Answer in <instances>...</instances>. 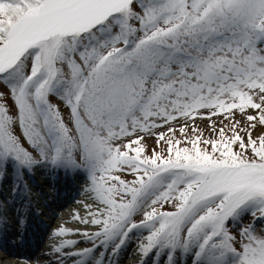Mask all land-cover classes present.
<instances>
[{
	"label": "snow or ice",
	"instance_id": "1",
	"mask_svg": "<svg viewBox=\"0 0 264 264\" xmlns=\"http://www.w3.org/2000/svg\"><path fill=\"white\" fill-rule=\"evenodd\" d=\"M260 45L264 0H0V85L39 157L14 134L16 119L0 91V176L9 168L19 177L49 167L83 170L90 179L93 203L73 219L97 230L61 226L54 235L78 234L92 246L64 252L79 243L66 239L55 253L79 257L76 264H104L109 248L115 256L137 236L143 257L166 251L168 264H179L177 252L191 264H264V237L254 229L264 220ZM53 96L69 109L74 131ZM198 115H223L232 135L221 127L217 139L189 138L185 124L180 140L168 127L156 134L166 152L151 155L136 135ZM257 125L262 131L253 138ZM165 203L175 210H162ZM246 214L254 219L241 228L238 250L228 224Z\"/></svg>",
	"mask_w": 264,
	"mask_h": 264
},
{
	"label": "rangeland",
	"instance_id": "2",
	"mask_svg": "<svg viewBox=\"0 0 264 264\" xmlns=\"http://www.w3.org/2000/svg\"><path fill=\"white\" fill-rule=\"evenodd\" d=\"M132 7L134 8L135 5H132ZM134 24H136V22H134ZM136 26H138V24H136ZM262 46H264V45H262ZM65 71H67V69H65ZM53 103L57 104L59 106L61 114H62V116L64 118L65 123L68 125V127L70 129H73V131H74V124L70 120L69 109L66 107V105H64V103H58V102L55 103V101ZM10 104H11V100L9 99L8 100V106ZM208 111H209L208 109H201L200 110V112L202 114H206V113H208ZM247 111H248L249 114H255V110L248 109ZM235 118L237 120L241 121V125L242 126L245 124L244 119L241 117V115L239 114L238 111H236V117ZM157 122L158 123H162L160 121H157ZM213 122H215V131L213 130V127H212ZM185 124H187V126H188L186 135L189 138H193L195 135L200 134V135H202L203 139H217L218 138V134H219V129L221 127L225 128V133H226L227 136H231L232 135V132L230 130V128H231L230 121L225 119L223 115L213 116L211 118V120L205 119V118H201V116H199V115L194 120L193 119H185L184 117H180L177 120L172 121L170 124L164 125V126L159 127V128L152 129L151 132H148V133L139 132L138 131L136 133V135L144 137L143 143L145 144V146H146V148L148 150L147 151L148 155H151L152 149H156V151H158V152H166V148H167L166 144L161 142V144L159 146H157L156 134L161 133V132L166 133L168 127H173V128H175L177 130L176 131V138L180 139V140H183L184 136L179 132V128H180V126L185 125ZM14 126H15V124H14ZM193 128L198 129V132L194 133L193 132ZM15 131L17 133V136L20 138V141L23 144V146L24 147H29L30 145L28 144V142H26V140H27L26 137H24L21 134V130L19 128L17 130L16 126H15ZM261 131H262L261 127L259 125H257L256 129L252 132L253 138H256L261 133ZM240 134L242 136H245V141H247L246 133L241 132ZM131 138H134V137L124 138V139L126 141L127 139H131ZM116 143H120V141H116ZM180 146L181 147H185V146L191 147L190 144H184V143H182ZM200 147H202V148L207 147L209 151L211 150V146L210 145L201 144ZM234 148H235V150H239V146L238 145H235ZM247 154L249 156H251L250 148L248 149ZM114 175H119L122 179H124L126 181H132L134 179L133 175L126 174L125 172H116V173H114ZM163 209H165V211H174L175 210L174 203H165L163 205ZM141 218H142V212L135 217V219H137V220H139ZM247 224H248V221H246L245 224L242 227L239 226L236 229L234 228V230H233V234L232 235L234 237H236V240H235L234 244H235V247H237L238 250L240 249V246H241L240 245V241H241L240 230H241V228L246 227ZM147 234L148 233L145 232V233L142 234V236H146ZM255 235L264 237L258 231H256ZM177 254H181V253L177 252Z\"/></svg>",
	"mask_w": 264,
	"mask_h": 264
},
{
	"label": "bare ground",
	"instance_id": "3",
	"mask_svg": "<svg viewBox=\"0 0 264 264\" xmlns=\"http://www.w3.org/2000/svg\"><path fill=\"white\" fill-rule=\"evenodd\" d=\"M8 180H10L11 181V183L9 182L8 184H7V186L9 187L8 189V191L7 192H5L6 194H5V196H4V199L6 200V201H12L13 200V198L15 197L14 196V194L12 193V192H14L13 191V189H12V187L13 186H15L13 183V181H12V179H8ZM3 193V192H2ZM4 194V193H3ZM16 196H21V193H19V194H15ZM38 197H39V195L38 194H36V193H33L29 198L31 199V200H37L38 199ZM2 198V197H1ZM44 199V198H43ZM39 202L40 203H42L43 202V200H39ZM85 203H93V201L91 200V199H88L87 201H84L83 203L81 202V204L79 203V207L80 208H78L76 211H71L67 216H65L66 217V220H64V218H63V223H64V225L66 226V228H69V229H73V230H75V229H80V230H88L89 232H91V231H93L94 230V228L96 227V226H93V225H85V224H82V223H80L78 220H75V219H73V216H74V214L76 213V212H79V214L81 215V216H84L86 213H85V209H84V207H83V205L85 204ZM95 206V205H94ZM71 213H72V215H71ZM61 215H63L62 213H61ZM64 217V216H63ZM59 219H61L60 217L58 218V220ZM81 235H72V234H68V235H65V236H60V238H62V237H64L65 239H67V240H77L79 237H80ZM79 240H80V238H79ZM78 241V240H77ZM132 242V240L130 239V241L127 243L128 244V247H130L129 248V252H128V254H127V256H126V253L124 254V259H125V261H130V262H132L131 264H139V259H140V257H142L141 256V254L137 251V245L136 244H132L131 243ZM131 243V244H130ZM74 247H76V249H79V248H81L82 246H80V243H77ZM123 251H121V253H122ZM127 252V251H126ZM154 261H156V258L154 257V256H149V258H148V263L149 264H154ZM0 264H15L14 262L13 263H11V262H8V261H6L5 259H2V258H0Z\"/></svg>",
	"mask_w": 264,
	"mask_h": 264
},
{
	"label": "trees",
	"instance_id": "4",
	"mask_svg": "<svg viewBox=\"0 0 264 264\" xmlns=\"http://www.w3.org/2000/svg\"><path fill=\"white\" fill-rule=\"evenodd\" d=\"M211 151V150H210Z\"/></svg>",
	"mask_w": 264,
	"mask_h": 264
}]
</instances>
